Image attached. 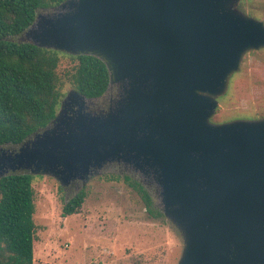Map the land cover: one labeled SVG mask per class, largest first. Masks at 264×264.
Instances as JSON below:
<instances>
[{"label":"water","instance_id":"1","mask_svg":"<svg viewBox=\"0 0 264 264\" xmlns=\"http://www.w3.org/2000/svg\"><path fill=\"white\" fill-rule=\"evenodd\" d=\"M240 0H63L20 39L104 63L106 108L77 90L17 147H0V177L26 172L62 186L109 163L154 182L183 239L177 264H264V117L212 122L217 97L264 23Z\"/></svg>","mask_w":264,"mask_h":264},{"label":"rangeland","instance_id":"2","mask_svg":"<svg viewBox=\"0 0 264 264\" xmlns=\"http://www.w3.org/2000/svg\"><path fill=\"white\" fill-rule=\"evenodd\" d=\"M236 7L264 23V0H240ZM69 55L60 52L57 68L64 96L74 89L66 73L77 61ZM115 93L113 85L91 99L88 109L107 107ZM217 101L212 122L264 117V47L244 54ZM123 171L140 180L159 207L154 182L115 162L106 164L85 183L77 179L67 186L52 176L32 174L36 226L33 264H177L183 239L176 227L151 217L139 194L126 182L106 179V173ZM81 188L86 198L80 211L62 216L63 203Z\"/></svg>","mask_w":264,"mask_h":264},{"label":"trees","instance_id":"3","mask_svg":"<svg viewBox=\"0 0 264 264\" xmlns=\"http://www.w3.org/2000/svg\"><path fill=\"white\" fill-rule=\"evenodd\" d=\"M63 0H0V147L18 146L54 118L64 96L57 68L60 52L22 41L19 36L38 11ZM77 62L66 73L72 86L87 98L108 89L106 66L90 55H69ZM123 180L142 199L147 213L165 218L140 180L126 171L105 174ZM86 198L77 190L62 205V216L78 213ZM32 174L15 172L0 177V264H33L36 226ZM171 223V222H170Z\"/></svg>","mask_w":264,"mask_h":264},{"label":"flooded vegetation","instance_id":"4","mask_svg":"<svg viewBox=\"0 0 264 264\" xmlns=\"http://www.w3.org/2000/svg\"><path fill=\"white\" fill-rule=\"evenodd\" d=\"M106 92V91H105ZM102 96V95H101ZM111 100V99H110ZM104 108H106V107H104ZM104 108H101V109H98L97 111H99V110H102V109H104Z\"/></svg>","mask_w":264,"mask_h":264}]
</instances>
